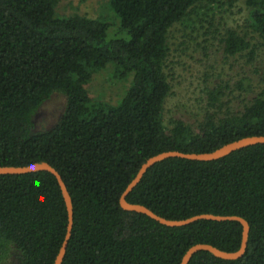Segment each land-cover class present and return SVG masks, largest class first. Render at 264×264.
Listing matches in <instances>:
<instances>
[{
    "label": "trees",
    "instance_id": "1",
    "mask_svg": "<svg viewBox=\"0 0 264 264\" xmlns=\"http://www.w3.org/2000/svg\"><path fill=\"white\" fill-rule=\"evenodd\" d=\"M235 1L107 0L109 14L91 18L60 14L58 0H0V165L47 161L61 173L74 204L63 264H180L198 243L240 249L237 220L172 227L120 204L141 166L158 153L211 152L264 135V84L234 108L229 82L218 80L196 125L166 122L172 28L195 27L197 17L221 14ZM245 3L251 37L259 41L223 23L220 40L225 56L254 64L264 46V0ZM110 66L115 80L130 81L116 104L93 98L88 89ZM236 86L250 90L252 79L243 77ZM56 94L66 97L60 121L36 130L37 112ZM127 199L169 219L242 216L250 223L243 257L228 260L201 250L189 264H264V143L216 160H162ZM67 226L54 174H0V264H54Z\"/></svg>",
    "mask_w": 264,
    "mask_h": 264
},
{
    "label": "rangeland",
    "instance_id": "2",
    "mask_svg": "<svg viewBox=\"0 0 264 264\" xmlns=\"http://www.w3.org/2000/svg\"><path fill=\"white\" fill-rule=\"evenodd\" d=\"M62 15L79 13L91 18L108 15L107 0H58ZM249 9L245 0H236L225 12L217 10L207 16L197 17L195 27L175 25L170 33L171 53L166 71L172 84V93L166 103V122L172 118L183 119L196 125L208 109V92L218 80L229 82L231 104L241 107L247 99L261 90L264 81V46L254 64L246 57L225 56L220 37L224 25L248 32ZM212 24H211V23ZM243 77L252 79L250 90H241L236 84ZM130 81H118L112 76V66L97 73L88 85L93 98L116 104L125 94ZM247 102V101H246ZM66 97L56 94L47 100L35 116L36 130L54 127L65 111Z\"/></svg>",
    "mask_w": 264,
    "mask_h": 264
},
{
    "label": "water",
    "instance_id": "3",
    "mask_svg": "<svg viewBox=\"0 0 264 264\" xmlns=\"http://www.w3.org/2000/svg\"><path fill=\"white\" fill-rule=\"evenodd\" d=\"M259 143H264V135L246 136L238 140L232 141L230 143H227L211 152L186 153V152H182L178 150H169V151L158 153L150 157L141 166L135 178L129 183L127 188L122 193L120 197V204L125 210L144 213L150 216L151 218L159 221L160 223L165 224L167 226H172V227L185 226V225L197 222L199 220H204V219L216 220V221L237 220L241 222L243 226L242 243H241V247L239 250L227 251L219 247H216L212 244L198 243V244L193 245L187 250L180 264H189L193 256L201 250L210 251L217 257H220L223 259H228V260L239 259L243 257L247 251L249 234H250V223L244 217L239 216V215H218V214H213V213H202V214L194 215V216H191L185 219H169V218L159 215L158 213H156L155 211H153L151 208H149L146 205L130 202L127 199V197L133 191V189L141 182L146 172L152 166H154L156 163L162 160H165L171 157H181V158H186V159L204 160V161L216 160V159L225 157L236 150L242 149L244 147H248L250 145L259 144ZM37 171H49L56 176L59 182V185L61 187L63 197L66 202L67 211H68L67 232L65 235V239L59 249L58 255L55 259V263H54V264H63L64 258L67 253L68 244L72 237V232H73L74 204H73L72 196L69 192V189L61 173L52 164H50L47 161L35 162L29 165H18V166L17 165H0V174H26V173L37 172Z\"/></svg>",
    "mask_w": 264,
    "mask_h": 264
}]
</instances>
